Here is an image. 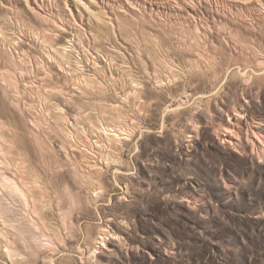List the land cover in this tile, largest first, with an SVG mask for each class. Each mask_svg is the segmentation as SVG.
I'll return each instance as SVG.
<instances>
[{
    "label": "rangeland",
    "instance_id": "obj_1",
    "mask_svg": "<svg viewBox=\"0 0 264 264\" xmlns=\"http://www.w3.org/2000/svg\"><path fill=\"white\" fill-rule=\"evenodd\" d=\"M148 1L124 9L120 0H0V20L16 44L0 47V160L6 173L8 162L33 167L40 183L31 207L0 184V264H264V147L253 144L260 142L252 131L264 134V73L240 71L263 68L264 0L204 2L197 39L219 61L216 71L163 83L154 68L165 71L167 56L187 70L196 50L181 37L198 30L162 15L176 0ZM39 12L86 29L83 45L93 51L124 56L144 83L140 92L122 102L94 88L72 104L63 100L62 71L33 40L35 30L52 28ZM55 34L49 38L71 47ZM120 115L133 134L117 148L97 143ZM103 227L111 246L100 245Z\"/></svg>",
    "mask_w": 264,
    "mask_h": 264
},
{
    "label": "bare ground",
    "instance_id": "obj_2",
    "mask_svg": "<svg viewBox=\"0 0 264 264\" xmlns=\"http://www.w3.org/2000/svg\"><path fill=\"white\" fill-rule=\"evenodd\" d=\"M145 1L149 2L148 0ZM132 2L133 0L131 1L126 0V2H122V0H120L119 6L124 8L127 6V3H129L131 6ZM172 2L174 4L173 10L170 12L166 11L162 15L176 16L177 18L185 20L187 23L196 26V31L198 30L197 32H195L196 35H188V36L182 35L181 37L182 40L184 41V44L190 46L189 49L196 50V52L194 51L196 56L187 64V70H184L182 67L180 68L175 67L178 66L177 62L173 60L171 61L167 56H165V58L167 59L166 60L167 66L165 65L166 70L162 71L157 67H155L154 68L155 81L157 83H163L165 80L173 81L174 78L176 77L182 79L185 76V74H187L186 72H189V74H197V75L201 74L206 76H208L211 72L214 73L219 65V61L213 56H210L209 54L206 55L205 53H203L199 49V47L204 48V46L206 47L207 45L201 44V41L197 39L198 38L197 33L199 34V30L201 28V27L199 28V25L203 22V17L200 12L201 10L200 6H202L204 2H211V0H176ZM145 9L148 10L147 7ZM157 11L160 12V8H158ZM39 14L45 19V21L52 23V28H50L49 32L47 31L43 32L45 34H42V36H40V33L42 32H39L34 29L35 37L33 38V40H35L37 49L40 51V53L42 52V56L44 60H46V62L52 65H55L58 69H60V71H62V75L64 77L63 79L64 85H62L61 87L59 86L60 88H58L56 92H58V94H60L62 98H64L63 100L68 101L69 104H72L75 102L76 96L83 97L87 95L89 92L91 93V91L94 88H97L99 92H101L102 94H108L112 90L115 92L116 96L120 97V100L122 102L128 101V99L130 98L129 92H131L132 94H136L137 92H140L141 87L144 86V83L142 80H140L138 73H136V71L129 64V61L126 60L124 56H123L124 60H121V56L119 55L120 53H116L113 51L105 52L103 49H97L96 51L95 50L93 51V49L90 46L86 47L85 45H83L84 39L87 37L86 29H84L81 26L77 27L78 25L77 26L67 25V27H65L59 24L54 19L49 18L48 16H43L41 12H39ZM162 15H160V17H162ZM221 31L222 33L225 32L222 29ZM55 33H58L59 35L63 36L64 40L66 39L67 41L70 42L73 41L71 47H68L67 45L63 44V42L62 43L56 42L54 38H52L51 40L50 38L52 37V35L56 36ZM76 36H77V41L75 42ZM46 37L48 40L46 39ZM152 38L154 39V43L158 47H160L161 40L159 39V37L153 34ZM13 39H15V36L9 38V35L7 33V21L0 20V47L7 49L8 44L16 46ZM228 40L229 42H226L225 39V42L222 43L223 49H227V47L233 43L232 39L228 38ZM60 44H62L61 45L62 47H59ZM21 48L22 47L17 49L16 47L15 51L17 50L16 52H18L19 55L21 53L25 57L26 56V54L24 53L25 51L22 52ZM239 50L244 53V52H248L249 49L247 48V46L244 45L243 47L241 45V48L239 47ZM142 65L144 71L148 72V67L146 66L145 61H142ZM239 66L240 68L243 67L242 65ZM262 67H263L262 68L263 71H261L262 69L259 70V68H243L240 71L243 72L245 75L252 74L253 72L264 73V64ZM105 77L108 79V82H110L109 84H104V82L102 81V79H104ZM79 91L83 93H78ZM58 107L62 108L61 104H58ZM65 115L62 113L58 115L59 126L65 132L67 131V133L70 134L69 135L70 137L72 135L71 134L72 131L69 127L71 122L70 119H68L67 116ZM228 116H230V114H228ZM121 118H122L121 115L113 118V120L115 121L118 120L114 128L112 130H110V128L108 129L107 127L102 129L103 133L99 135L97 134L99 138L96 140V142L102 143V141L104 140L106 142H110L114 148L115 147L117 148L118 145L116 142L120 141L122 138H127L131 134H133L132 132L134 129L131 124L132 122H130V119L126 120L127 121L126 124L121 125L120 124ZM252 131L254 133V137H256L258 142H260V144H258L257 141L255 142L254 140L253 144L257 146L258 149L262 150V148L264 147V134L260 132V130H256V131L252 130ZM226 132H228V134L230 135L227 141L230 144H233L234 130L229 126L226 128ZM123 134L126 136L122 137ZM67 145L68 142L63 143V147L65 149H67ZM91 166L92 167L98 166V163L91 164ZM4 167L5 165L3 161L0 160V184L5 185V187L7 186V193H9L13 198L15 196L20 197L24 201H26V203H28V205L31 207V205L29 204V198L30 196L34 198L35 195L34 188L35 186H37V183H39L38 176L35 175L36 173L34 174L33 167L24 166L26 171H23L21 169L22 167L20 168L19 163L8 162L7 173L3 170ZM8 169H10L11 171V176L9 175ZM27 174H29V176L31 177L30 178L32 180L31 185L30 183L24 181ZM29 182L31 181L29 180ZM96 189L97 187L94 188L95 190L94 192H96ZM45 195L46 194L44 189L42 193V198H43L42 199L43 202L41 204L42 208L46 204V201L44 200ZM46 207H48V205ZM7 218H8L7 222H9V220L11 219H9V217ZM5 221H6L5 219L1 220L0 224L4 225ZM100 233L102 236L100 245L104 247L111 246L108 244L114 241V239L108 237L111 234V231L103 227ZM113 234L117 235V233H113ZM50 264H53V260H50Z\"/></svg>",
    "mask_w": 264,
    "mask_h": 264
}]
</instances>
